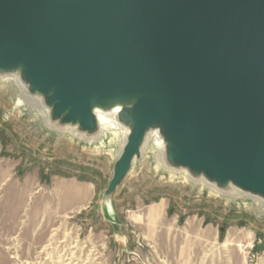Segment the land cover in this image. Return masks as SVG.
I'll list each match as a JSON object with an SVG mask.
<instances>
[{
  "label": "water",
  "instance_id": "1",
  "mask_svg": "<svg viewBox=\"0 0 264 264\" xmlns=\"http://www.w3.org/2000/svg\"><path fill=\"white\" fill-rule=\"evenodd\" d=\"M0 72L89 136L134 99L107 198L160 129L171 167L264 199V0H0Z\"/></svg>",
  "mask_w": 264,
  "mask_h": 264
},
{
  "label": "rangeland",
  "instance_id": "2",
  "mask_svg": "<svg viewBox=\"0 0 264 264\" xmlns=\"http://www.w3.org/2000/svg\"><path fill=\"white\" fill-rule=\"evenodd\" d=\"M24 87L0 80V264H264V199L171 167L152 133L107 198L123 133L74 135Z\"/></svg>",
  "mask_w": 264,
  "mask_h": 264
},
{
  "label": "bare ground",
  "instance_id": "3",
  "mask_svg": "<svg viewBox=\"0 0 264 264\" xmlns=\"http://www.w3.org/2000/svg\"><path fill=\"white\" fill-rule=\"evenodd\" d=\"M23 75L18 72H10V73H2L0 72V80H12L14 81L18 86L23 88ZM25 88V87H24ZM25 100V99H24ZM32 101L37 102L39 104H42L44 106V99L43 98H37L33 97ZM134 103V99H123V98H113L109 100L106 103H100L93 107V113L98 121V124L101 127V130H113L116 133H123L124 140L120 149V152L118 156L120 155L123 146L125 144V141L127 139V136L131 130L129 124L123 120V115L125 114V111L131 110ZM32 104V103H31ZM52 114V111L50 109L44 110V115L48 119H50V115ZM74 135H78L80 137H84L87 139H90L92 136L87 135L84 132L79 131L77 128L72 129ZM154 137L156 138V143L158 146L162 149V151H165V148L167 147V142L164 138V135L162 134V131L160 129H155L151 131ZM92 148V147H91ZM159 157V156H157ZM185 177V175H184ZM186 178V177H185ZM187 180V179H186ZM196 181H207L203 176L195 178ZM208 182V181H207ZM213 187H215L214 183L209 182ZM226 192V191H224ZM213 193V192H212Z\"/></svg>",
  "mask_w": 264,
  "mask_h": 264
},
{
  "label": "trees",
  "instance_id": "4",
  "mask_svg": "<svg viewBox=\"0 0 264 264\" xmlns=\"http://www.w3.org/2000/svg\"><path fill=\"white\" fill-rule=\"evenodd\" d=\"M3 132L2 133H0V139H1V141H2V144H3V146L5 147L6 146V140L4 139V137H3ZM224 232V230L222 229L221 230V233H223ZM222 237V236H221Z\"/></svg>",
  "mask_w": 264,
  "mask_h": 264
}]
</instances>
